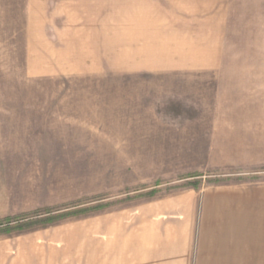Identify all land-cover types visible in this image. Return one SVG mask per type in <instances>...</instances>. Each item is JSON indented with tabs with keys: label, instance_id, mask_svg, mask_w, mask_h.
<instances>
[{
	"label": "rangeland",
	"instance_id": "1",
	"mask_svg": "<svg viewBox=\"0 0 264 264\" xmlns=\"http://www.w3.org/2000/svg\"><path fill=\"white\" fill-rule=\"evenodd\" d=\"M83 1L0 0V264H149L151 203L264 184V0L209 75L119 55L118 1Z\"/></svg>",
	"mask_w": 264,
	"mask_h": 264
},
{
	"label": "crops",
	"instance_id": "2",
	"mask_svg": "<svg viewBox=\"0 0 264 264\" xmlns=\"http://www.w3.org/2000/svg\"><path fill=\"white\" fill-rule=\"evenodd\" d=\"M117 1L119 55L125 52L135 62L138 55L150 56L154 59L147 64L159 63L174 73L221 70L222 28L235 0ZM84 2L95 9L108 5L103 0ZM150 206L151 246L144 255L149 264H264V184L178 193L155 205L161 219H153L154 204ZM141 227L140 220L137 233L135 229L140 242Z\"/></svg>",
	"mask_w": 264,
	"mask_h": 264
}]
</instances>
